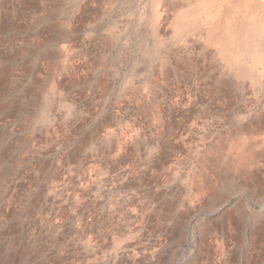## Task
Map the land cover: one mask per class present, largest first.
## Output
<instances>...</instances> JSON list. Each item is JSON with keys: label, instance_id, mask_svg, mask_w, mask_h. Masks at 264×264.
Instances as JSON below:
<instances>
[{"label": "rangeland", "instance_id": "374dc122", "mask_svg": "<svg viewBox=\"0 0 264 264\" xmlns=\"http://www.w3.org/2000/svg\"><path fill=\"white\" fill-rule=\"evenodd\" d=\"M169 2L204 3L157 0L156 33L152 0H0V264H264V64H219L200 10L173 36ZM225 137L259 159L209 170Z\"/></svg>", "mask_w": 264, "mask_h": 264}, {"label": "bare ground", "instance_id": "6f19581e", "mask_svg": "<svg viewBox=\"0 0 264 264\" xmlns=\"http://www.w3.org/2000/svg\"><path fill=\"white\" fill-rule=\"evenodd\" d=\"M159 1L161 2L163 0H159ZM201 1L204 3L200 5V7L196 10L195 14L194 12L187 13V14L184 13L181 15L180 20L176 19V16H177L176 14L182 12V11H179L178 9L179 5H171L170 2L167 3L166 10L169 11L171 9L175 11V15L173 16L174 18L172 19L173 36L182 32L187 27V24L190 23L192 19H195V17H197L198 10H200L201 14H204L205 21L207 20V24H206L207 26H205L204 28L205 32L208 35L215 34V36L213 37L212 36L210 37L207 35V37H205L204 39H206V41L208 42L211 41L210 43L212 44V46L217 48L218 50L217 54L220 57V60L218 63L228 66L226 68L227 69L230 68V70L232 69L230 66L234 67L238 65L239 66L243 65V70L245 71L246 77L252 78L255 67H258V66L262 67L264 64L263 52L262 53L259 52L260 39H261L260 34H264V28L262 25L263 24L262 20L264 19V0H232L233 6H236V7L239 6V8L243 7L245 10L244 18L246 19V21L242 20V22L238 26L235 25V22L233 23V15H235L236 13H232V10L228 7L227 0H208L206 2L203 0ZM152 7H153V17H152L153 21L152 22L154 25L153 26L154 31L156 33H159L160 24L158 25V20L161 19V16L164 15L166 11H164V13H161L157 9V0H152ZM247 19H251V21L248 22ZM232 32H234L235 34V37H233L234 38L233 40L229 38L230 33ZM200 38H202V36ZM230 41H233L234 43L232 42L230 43ZM241 50H243L244 52L246 51V54H242ZM190 51L192 52V50ZM245 55H247L248 57L245 58ZM242 56H243V63H242ZM182 61L183 60H180V58H177V60L174 61L176 62V65L175 64H172V65L173 66L175 65L176 67L184 66V64H182L184 62ZM191 61H194V60H191ZM202 61H203L201 62L202 64L211 63V59L208 61L206 60L205 62V59L202 58ZM185 64L191 65L189 61ZM202 67H205V65ZM234 70L235 68L232 71ZM205 72H206L205 70L204 72H201L200 78H202L203 76H205V74H207V72L206 73ZM214 82H216L215 77L213 78V83ZM232 91H233V86L231 85V83L224 81L222 82V85L218 88L217 93L215 94L216 99L219 100L218 102L222 103V105L224 104L227 107H229L232 101V98H231ZM245 100L246 99L244 98V102ZM212 110H213L212 112H215V111L219 112L220 108L217 107ZM245 127L251 131L253 130L255 132L256 131L262 132L264 130V112H261L258 115V117H256L250 123H248ZM224 139H221L220 141H218V144L216 143L218 147L207 156L204 162L202 161L204 163L203 165L205 166L208 165L209 170L214 169L215 171H217L219 165L221 166L222 164H224L227 166L229 165V163H231L233 167H235L236 169H239V168L242 169V167L252 164L255 159L257 158L259 159V153L256 154V148L254 149L252 147L254 145H252L250 142H247V140L246 142L245 141L241 142L243 138L242 139L240 138L241 140H239V142L241 143L238 142V144L235 147H233V150L234 148L236 149L235 152L231 153L232 148L230 147H229L230 149L226 148L228 150L225 151L226 150L225 147L228 146L229 143H232L230 142L231 137H225ZM234 143H237V141ZM228 152L231 153V156L229 157L227 156ZM260 152H264V148L260 150ZM223 162H227V164ZM245 169L246 167L243 170ZM205 183L206 181H204V184Z\"/></svg>", "mask_w": 264, "mask_h": 264}]
</instances>
